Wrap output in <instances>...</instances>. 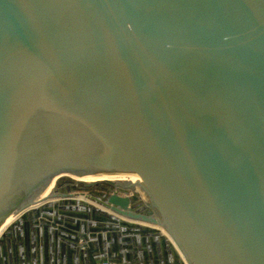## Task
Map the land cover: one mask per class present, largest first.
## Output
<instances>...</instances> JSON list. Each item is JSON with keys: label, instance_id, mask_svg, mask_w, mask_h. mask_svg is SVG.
I'll return each instance as SVG.
<instances>
[{"label": "water", "instance_id": "water-1", "mask_svg": "<svg viewBox=\"0 0 264 264\" xmlns=\"http://www.w3.org/2000/svg\"><path fill=\"white\" fill-rule=\"evenodd\" d=\"M18 209L0 264H264V0H0Z\"/></svg>", "mask_w": 264, "mask_h": 264}, {"label": "bare ground", "instance_id": "bare-ground-1", "mask_svg": "<svg viewBox=\"0 0 264 264\" xmlns=\"http://www.w3.org/2000/svg\"><path fill=\"white\" fill-rule=\"evenodd\" d=\"M73 179L84 180V181H94V180H100V179H111V180H119V181H122V180L135 181V180H138L139 177L136 174H124V175H112V176H109V175L108 176H94V175L78 176V175H76V176H73ZM58 182H59V179L57 177H55L52 180V182L50 183V185L42 193V200L45 199L48 195L52 194L54 189H56L57 185L59 184ZM136 189L138 190L139 195L141 197L143 196L145 198V194L141 190V188L136 186ZM50 200H53V198L50 197ZM87 200H88V202L90 201L92 203H95L91 199H87ZM95 204H97V203H95ZM97 205H99V204H97ZM20 210L21 209H18L17 211H15L13 214H11L7 218L6 222L4 223L2 228L0 229V234L18 216V214L20 213Z\"/></svg>", "mask_w": 264, "mask_h": 264}, {"label": "crops", "instance_id": "crops-1", "mask_svg": "<svg viewBox=\"0 0 264 264\" xmlns=\"http://www.w3.org/2000/svg\"><path fill=\"white\" fill-rule=\"evenodd\" d=\"M54 216V215H53ZM49 220L50 222H53L54 219H47ZM64 221H54L55 222V225L56 226H60V225H63V226H66V223L69 222L71 223L72 221L70 220H67V219H63ZM24 245H26V243L23 242ZM172 255V254H171ZM42 256V255H41ZM169 263L168 264H180V260L179 258H175V255H172L170 258H169Z\"/></svg>", "mask_w": 264, "mask_h": 264}, {"label": "built area", "instance_id": "built-area-1", "mask_svg": "<svg viewBox=\"0 0 264 264\" xmlns=\"http://www.w3.org/2000/svg\"><path fill=\"white\" fill-rule=\"evenodd\" d=\"M97 264H140V263H131L126 261H116V260H105Z\"/></svg>", "mask_w": 264, "mask_h": 264}, {"label": "rangeland", "instance_id": "rangeland-1", "mask_svg": "<svg viewBox=\"0 0 264 264\" xmlns=\"http://www.w3.org/2000/svg\"><path fill=\"white\" fill-rule=\"evenodd\" d=\"M141 197V196H140ZM141 199H142V197H141ZM90 202V201H89Z\"/></svg>", "mask_w": 264, "mask_h": 264}]
</instances>
